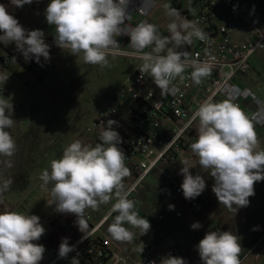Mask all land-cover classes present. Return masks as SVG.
<instances>
[{
	"label": "clouds",
	"instance_id": "9594fccd",
	"mask_svg": "<svg viewBox=\"0 0 264 264\" xmlns=\"http://www.w3.org/2000/svg\"><path fill=\"white\" fill-rule=\"evenodd\" d=\"M146 2L144 0V4ZM10 3L22 8L33 0H10ZM129 4L130 0H50L44 14L47 23L54 26L56 46L82 57L85 64L108 67L109 54L119 48L115 37L127 35L133 49L130 55L142 61L138 68L141 76L151 77L161 96L174 94L173 81L177 78L183 81L189 67L192 69L190 79L197 86L211 75L212 68L207 62L191 59L187 51L179 50L190 45L193 38L207 39V33L196 22L181 19L175 10L165 5L168 14L174 17L167 26L168 36L148 22L129 29L125 23L130 18ZM140 10L143 11V7ZM0 33V44H14L26 61L34 57L39 64L41 57L50 59V46L45 43L44 32L24 28L3 3H0ZM12 59L16 61V57ZM0 79L5 82L7 78ZM12 113V103L0 96V158H3L0 159L3 166L0 194L8 191L13 183L3 171L14 166L12 158L17 151V142L8 131L16 123ZM191 119L198 120V128L190 148L198 158L201 171L214 178L212 192L219 204L234 213L247 207L249 198L255 195V183L264 181V148H260L252 120L231 100H204ZM114 124L117 122L111 119L106 125L102 124L100 142L94 146L79 139L68 144L62 155L52 159L49 167L42 170L41 189L50 191L49 205L54 204L57 212L77 217L76 224L82 233L88 227L85 210H96L102 204L111 203L109 215L115 213V216L108 233L115 241L131 242L135 238L133 229H138L142 236L148 233L151 224L140 216L137 202L129 198L130 193L125 188L124 179L130 175V169L125 163L127 157L118 147L122 139L113 129ZM182 165L180 188L184 198L192 200L203 193L206 182L202 175L190 172L192 166L187 160ZM174 207L169 205V210ZM201 227L199 222L191 225L193 230ZM45 231L37 215L8 208L0 210V264H40L46 249L36 241ZM143 248L144 245L141 253ZM196 250L202 264H241L240 238L232 231H207ZM73 251L75 246L69 244L67 237L62 238L58 256L66 258ZM70 264H80L79 259L73 257ZM160 264H187V261L168 255Z\"/></svg>",
	"mask_w": 264,
	"mask_h": 264
},
{
	"label": "rangeland",
	"instance_id": "374dc122",
	"mask_svg": "<svg viewBox=\"0 0 264 264\" xmlns=\"http://www.w3.org/2000/svg\"><path fill=\"white\" fill-rule=\"evenodd\" d=\"M155 3L149 15L152 24L158 26L160 33L168 36V24L174 19L168 14L175 10L174 3L181 4V10H175L179 17L188 20L186 14L196 16L200 10L196 6L199 0H152ZM252 13L260 16L259 28L264 32V0H243ZM180 12V13H179ZM217 23L225 24L235 16L224 13L221 8L215 12ZM189 21V20H188ZM26 25V23H24ZM53 38H55V32ZM249 32H238L240 39ZM50 46V59L41 57V62L33 71L23 68L17 61H13L0 46V96L8 99L13 105L12 118L15 126L9 129L17 142L14 155V166L3 169L5 176L12 178L10 189L0 194V210L4 208L23 211L29 215H37L45 228V234L36 243H58L59 229L68 230L67 213H59L55 205L51 204L50 191L42 190L40 175L42 170L49 167L52 159H58L63 149L74 140H81L89 144L93 134L88 132L101 108L113 104L114 96L126 84L127 79L134 72L138 61L109 55V66L101 68L85 64L80 56L70 54L54 42H45ZM196 45V38L190 45L183 46L181 51L192 54ZM9 60L5 66L3 60ZM253 63L258 64L252 74L256 76L252 90H262L264 97V47L254 55ZM262 77V78H261ZM224 101L219 98L218 102ZM129 102V101H128ZM196 137L192 139V143ZM260 148H264V133L258 137ZM188 158L192 161L191 154ZM3 159V158H0ZM192 174H198V158L194 160ZM3 166L0 165V169ZM169 173L166 166L161 171L153 172L130 198L137 202V210L141 217L149 220L151 228L142 235L138 229H133L135 235L152 239L155 246L160 247V253L165 254L171 247L177 246L183 252L195 251L196 245L207 231H232L240 238L242 247L240 253L241 264H264V255L258 262L257 254L264 249V181L254 185L255 195L250 197L249 210L239 209L230 221H223L220 214L229 211L223 205L214 203V211L204 208L200 213L190 210L181 200L172 198V205L182 214L177 218L173 212H167L163 220H158L160 206L169 208L163 198L166 176ZM51 188V185L48 186ZM176 201V203H174ZM115 202L114 200L112 201ZM111 203L102 205L96 216L98 222L102 213L110 211ZM115 214L105 223L98 234L101 238L113 242L117 252L134 254V239L131 242H118L111 238L107 229ZM199 222L202 227L193 230L191 225ZM258 230H253L257 228ZM155 231V232H154ZM254 239L253 245L248 247L247 238ZM86 264L89 261L83 260ZM255 262V263H254Z\"/></svg>",
	"mask_w": 264,
	"mask_h": 264
},
{
	"label": "built area",
	"instance_id": "2783aa9c",
	"mask_svg": "<svg viewBox=\"0 0 264 264\" xmlns=\"http://www.w3.org/2000/svg\"><path fill=\"white\" fill-rule=\"evenodd\" d=\"M154 6L152 0H147L145 4L144 0H130V18L126 20V26L131 29L140 22L151 23L149 15ZM196 6L200 8L196 16L186 13L184 15L207 33V39H196V45L189 57L207 62L212 68L211 75L197 86L190 79L192 69L189 67L183 81L179 78L173 81L176 88L174 94L161 96L160 89L155 86L151 77L141 76L138 68L142 61L130 55L133 51L129 46L130 38L127 35L117 36L115 38L119 48L109 55L136 60L138 65L119 94L114 96L113 104L99 110L88 132L94 135L89 141V144L94 146L100 142L102 124L106 125L109 119L117 122L113 129L121 136L122 142L118 147L127 157L125 163L130 169V175L124 179L125 188L130 193L129 198L153 172L168 166L170 172L165 175V186L170 200L168 205H172L174 197L181 200L190 210L200 213L205 208V190L195 199L188 200L184 198L180 188L183 181V176L179 174L182 163L187 160L192 166L191 172L194 167L193 160L196 158L190 145L196 137L198 120L193 121L191 117L204 100H231L252 120L257 137L264 133L263 91L243 87L238 82L240 75L250 72L251 58L264 47V32L259 28L260 16L252 13L243 0H199ZM142 7L143 11L140 10ZM218 8L235 17L225 24L217 23L214 12ZM243 31L249 32L247 38L243 42L236 41L235 35ZM3 64L9 65V60L5 59ZM188 154H191L192 161ZM198 174L204 177L206 184L213 179L208 173L200 171ZM102 205L96 210H85L84 216L88 225L85 233L79 230L75 221L68 237V242L75 246V251L69 254L78 259H86L90 264H150L152 261L159 264L160 260L168 255L182 257L183 251L177 246L171 247L159 257L153 240L138 235L134 238V254L117 252L113 242L98 235L105 223L115 214L102 213L97 222L96 216ZM169 211L177 218L182 217L175 208L169 210L160 206L158 220H163ZM141 243L144 245L142 253ZM58 259L65 260L60 257Z\"/></svg>",
	"mask_w": 264,
	"mask_h": 264
},
{
	"label": "crops",
	"instance_id": "0c3cea01",
	"mask_svg": "<svg viewBox=\"0 0 264 264\" xmlns=\"http://www.w3.org/2000/svg\"><path fill=\"white\" fill-rule=\"evenodd\" d=\"M0 3H3L8 12L10 14H12L15 18L18 19V21L20 22V24L28 29V30H42L44 32V40L45 42H54L53 38L55 29L54 26H51L47 23L46 21V17H45V9L48 5V3H50V0H33L32 4H26L24 5L22 8H17L14 7L13 5H11L10 0H0ZM24 23H26V25H24ZM248 35L241 37L240 39H238L235 35V39L238 42H243ZM254 56L251 58L250 60V64H251V69L250 72L247 75H240L238 77V82L246 88L249 89H255L254 84L256 81V76L254 74H252L253 69H256V67H258V64H254ZM262 78V77H261ZM168 168V171L170 172V168L168 166H166ZM192 173V171H191ZM147 180V179H146ZM214 184V178L211 179V181L209 183L206 184V188H205V199H204V206L205 208H207L208 210L214 211L215 213H217L216 210H214V203H219L215 194L212 192V186ZM165 191L163 193V198L165 201H167V203H170V200L168 199L167 196V188L165 186ZM251 198H249L250 201ZM249 206L250 203L247 207L244 208H240V209H247L249 210ZM239 210V209H238ZM220 218L223 221H230L231 218L235 215L234 212L232 211H227L224 212L223 214H220ZM77 217L74 214H70L67 213V223L69 226L68 230H63V229H59V238H60V242L58 243H39L45 246V253H44V258L43 260L40 262V264H70L72 258L74 257L73 254H69L65 260H59V256H58V249H59V245L61 243L62 238L64 237H69L70 233L72 232L73 229V225L76 221ZM231 222V221H230ZM155 232V231H154ZM247 240L249 241V243L247 244L248 247H251L254 242V239L250 236L249 238H247ZM163 246V245H162ZM162 246H156V254L160 257H162V253H160L161 251L159 250L160 247L162 248ZM116 247V246H115ZM114 250L118 251L119 249H115ZM264 255V249L261 250V252L259 254H257L256 256V261L258 262V260L260 259V257H262ZM182 258H184L187 261V264H202V261L200 260L198 251H189V252H183L182 254ZM86 259H79L80 264H86L85 261ZM255 263V262H254ZM90 264V263H89ZM160 264V262H159Z\"/></svg>",
	"mask_w": 264,
	"mask_h": 264
},
{
	"label": "trees",
	"instance_id": "16d2710c",
	"mask_svg": "<svg viewBox=\"0 0 264 264\" xmlns=\"http://www.w3.org/2000/svg\"><path fill=\"white\" fill-rule=\"evenodd\" d=\"M174 8L175 10H181V4L180 3H174ZM180 13V12H179ZM2 34V33H0ZM0 46L5 50V52L10 56V57H16V61L26 70L28 71H33L34 68L38 65V63L35 61V58L33 57L30 60H25L23 56L16 50L14 44H9L7 46L0 44ZM5 60V59H4ZM3 60V62H4ZM41 62V59H40Z\"/></svg>",
	"mask_w": 264,
	"mask_h": 264
}]
</instances>
